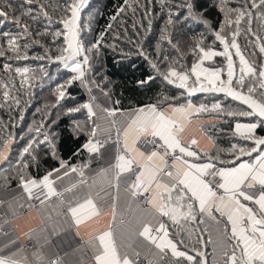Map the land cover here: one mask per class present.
I'll list each match as a JSON object with an SVG mask.
<instances>
[{
	"label": "snow or ice",
	"instance_id": "obj_1",
	"mask_svg": "<svg viewBox=\"0 0 264 264\" xmlns=\"http://www.w3.org/2000/svg\"><path fill=\"white\" fill-rule=\"evenodd\" d=\"M135 2L134 41L123 21L121 31L109 23L93 39L91 0H0V26L17 29L0 32V57L67 73L61 81L43 64L39 77L2 65L10 75L0 77V108L19 109L23 121L31 105L21 108V95L31 97L47 77L56 83L44 107L57 111L19 137L0 120V264H264V0H159L169 10L154 44V0ZM128 8L135 17L137 7L123 0L111 21ZM181 18L203 30L176 31ZM109 32L113 42L105 43ZM122 36L134 51L119 46ZM37 45L43 55L29 57ZM103 48L143 58L153 72L137 88L159 81L163 91L123 107L102 63L94 64ZM74 86L86 100L72 95ZM197 94L222 98L197 103ZM61 118L79 141L69 158Z\"/></svg>",
	"mask_w": 264,
	"mask_h": 264
},
{
	"label": "trees",
	"instance_id": "obj_2",
	"mask_svg": "<svg viewBox=\"0 0 264 264\" xmlns=\"http://www.w3.org/2000/svg\"><path fill=\"white\" fill-rule=\"evenodd\" d=\"M14 6L18 3V0H12ZM129 2L132 4L133 7H137V12L135 14V17L133 16V13L131 11V8L126 9V13L118 17V20L113 22L111 21V16L115 13L116 8L118 5H123V0H91V12L95 19L91 21V28L92 33L91 36L94 39L97 37L101 31H104L106 29L107 24L112 23L114 31H121L120 29V23L121 21L124 22V27L127 28V37H131L132 40H138L139 37H137L131 27L133 19H140L141 17V9L137 6L135 0H129ZM146 3V0H140V5H143ZM172 4H178L179 0H171ZM153 8V11L155 13L154 19H153V33L151 35V44H154L156 39L158 38L159 31L161 28L164 27L166 19H167V13L168 8H165L163 12H161V4L159 0H154L153 4L151 5ZM97 10H99V14H97ZM174 12L178 11V9L173 8ZM88 9H86V12ZM215 17V13L212 14ZM85 19L87 17L85 16ZM146 23V21H145ZM56 25L49 26L50 30L55 29ZM39 30H43V27H40ZM190 30V31H189ZM203 29L193 24L191 21H183L181 18V21L177 23L176 25V31L180 32H188V34L191 35H198L200 31ZM3 31H11L15 33L17 29L11 24L7 23L4 26H0V32ZM36 39H41L42 43L51 46V39L48 37L40 38L35 37ZM25 42V38H21L20 43L23 44ZM113 42V33L109 32L105 36V43H112ZM209 42H211L209 40ZM240 43L244 44L243 38H241ZM0 45H3L6 47V41L3 38H0ZM119 46L124 49V51H134V46L131 43L127 42V39L122 36L121 41L119 42ZM183 46V45H182ZM149 53L153 52V48L150 46L148 48ZM103 56L101 58V61L98 63L94 61V64H96L97 67H100V64L102 63L103 67L101 69L103 74H106L110 80H111V88L113 91V99H120L122 102L123 107H128L132 101V97H135L136 100H144L148 101L151 99L157 92V90L163 91V88L160 86V82L157 81L156 84L152 86L151 91H145L144 89L137 88L135 81L146 77L149 73H152L153 70L149 67L148 63L141 57L138 56H132L129 60H122L121 57L118 54H114L111 49L103 48L102 49ZM36 54L43 55V49H41L38 45L33 46L28 50L29 57H32ZM219 63H222V58H217ZM117 61H120L119 63ZM12 63L13 68L19 66V67H30L33 69H36L37 76H41L42 74L39 71L40 65L43 64L45 66L46 71L49 72L50 75L56 76L59 80L62 81L63 77L67 75V73L61 68L60 73H57V65L50 64L47 61H39V60H33L29 59L26 61H8L4 57H0V77L7 80L9 78L8 73H4L2 71V65L4 63ZM14 75V73H13ZM19 77H15V82L17 83V86L19 84ZM97 79L99 77L97 76ZM36 87H34L32 91V96H26L21 95V108L25 107L24 101H28V104L31 105L30 107H27L24 111V117L25 119L23 121L19 120L20 111L19 109L12 110L5 108H0V120H2L5 124L9 125L8 131L13 133L16 137H19L20 135H27V127L28 125L32 124L34 121L36 123H39L41 121L42 116L44 115L45 111H50L55 115L57 109L47 108L45 109V105H51L54 102V97L52 95L51 89L54 88L56 81H49L47 77H44L43 80H37L35 81ZM43 83V87H40L39 85ZM72 95H74L77 100L84 101L87 99L86 93L83 88L79 87H73L71 89ZM176 90L170 89L168 94H175ZM222 98V97H212L207 96L205 97L204 94H197V96L193 97L194 102H204L207 101H213L214 99ZM235 104L236 102H232ZM111 106V105H110ZM36 107H40L42 109L41 113H35ZM11 117V119H10ZM241 122H246L243 119H241ZM15 123L16 127H11V124ZM69 121L67 118H61L60 120V127L57 129L58 132L62 134L63 137V144H62V150L63 155L65 158L71 157L72 151L76 148L79 141L73 142V140L69 137V133L67 130V125ZM230 124H234V121H229V123L223 124L222 127L224 128V131L226 133L230 132ZM23 142L20 141L18 144L13 146V151L20 146ZM222 147H226V143H221ZM75 162V161H74Z\"/></svg>",
	"mask_w": 264,
	"mask_h": 264
},
{
	"label": "crops",
	"instance_id": "obj_3",
	"mask_svg": "<svg viewBox=\"0 0 264 264\" xmlns=\"http://www.w3.org/2000/svg\"><path fill=\"white\" fill-rule=\"evenodd\" d=\"M84 91H85V90H84ZM93 92H94V94H98V90H97V89H94ZM85 93H86V96H87L88 94H87L86 91H85ZM102 99H103V98L101 97V100H102ZM94 166H95V165H94Z\"/></svg>",
	"mask_w": 264,
	"mask_h": 264
}]
</instances>
